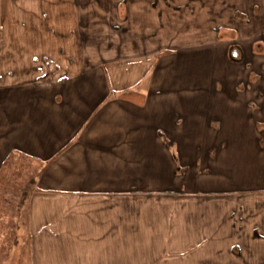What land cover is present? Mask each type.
Masks as SVG:
<instances>
[{"label": "crops", "instance_id": "0c3cea01", "mask_svg": "<svg viewBox=\"0 0 264 264\" xmlns=\"http://www.w3.org/2000/svg\"><path fill=\"white\" fill-rule=\"evenodd\" d=\"M248 2L0 0V264H264Z\"/></svg>", "mask_w": 264, "mask_h": 264}, {"label": "rangeland", "instance_id": "374dc122", "mask_svg": "<svg viewBox=\"0 0 264 264\" xmlns=\"http://www.w3.org/2000/svg\"><path fill=\"white\" fill-rule=\"evenodd\" d=\"M216 1H217V3L223 2V0H216ZM250 1H253V2H250ZM254 2L257 3V4H259V5H263V3H264L263 0H249V2L247 3L248 7L250 8V6L255 5ZM222 10H217V12L221 13ZM252 11L254 12L252 15L258 13L257 12L258 11L257 8H253ZM238 16H239L238 20L240 19L241 21H244V22H246V21L248 22L251 19V16H248L247 17V16H243V15H240V14H238ZM238 20L235 21V22H237L239 24ZM233 24H234V22H233ZM233 26L235 27V25H232V28H233ZM237 28H240L242 30L241 37L239 38V39L243 40V41H241V44L243 46H245L246 43H247L248 44V47H246V48L249 49V47L252 45V44L249 45V42H252L249 39H252L255 36L256 33L259 34V32H261L262 29L264 30V23H263V26L262 27L259 25V23L254 24V22H251V23H247V25L241 24V26H238ZM230 35L232 36V35H235V34L232 31V33H230L229 36ZM235 47H236L235 49L237 51H239V52L242 50V49L239 48L241 46H235ZM254 47L258 51L257 52L258 55L262 54L261 57L258 56L257 58H255V57L254 58L256 59V61L258 63H261V62L264 63V38H262V40H258L257 42H254L253 48ZM251 59H252L251 57H248V60L249 61ZM243 60H245L244 57H243ZM249 63L250 62H247V65L248 66H249ZM240 66H242L241 68H242V70H244V67H243L244 66V62L242 61V58H241V61H240ZM262 68L263 69L260 70V69L254 67V69H257L258 70V72L257 71H254V72L257 73L258 75L264 77V67L262 66ZM250 78L251 77H249V79ZM262 129H264V125L262 126ZM23 165H24L23 166V169H21V171L19 170L20 172H18L16 174V177H15V178H17V181L19 182L17 184V187L14 188V189L12 188V191L8 187H5L3 189L4 192H10V193L12 192L9 196L5 197V199L7 200L6 202L10 204L9 205L10 208H12L13 206H16V208L18 206L20 207L21 205L24 206V204H25V201L24 200L26 199V197L29 196V193L31 192L30 182H32V180H33V174L35 172L31 168H29L27 166V164L23 163ZM26 166L28 168H26ZM16 189H17V191H15ZM24 194H26V196ZM19 196H21L22 198L21 199L17 198ZM23 196H25V198H23ZM14 197H16V198H14ZM10 198H12V200L14 201V203H10L9 202L10 201Z\"/></svg>", "mask_w": 264, "mask_h": 264}, {"label": "trees", "instance_id": "16d2710c", "mask_svg": "<svg viewBox=\"0 0 264 264\" xmlns=\"http://www.w3.org/2000/svg\"><path fill=\"white\" fill-rule=\"evenodd\" d=\"M135 96V94H133V93H130V94H126V95H124V97H127V98H130V97H134ZM6 194H7V192H6ZM11 193L9 192V194H8V196L10 195ZM25 196H26V194H24ZM25 196H23V198H25ZM14 198H16V197H14ZM17 198H19V199H21L22 197L21 196H19V197H17ZM10 203H14V201L12 200V198H10V201H9Z\"/></svg>", "mask_w": 264, "mask_h": 264}]
</instances>
